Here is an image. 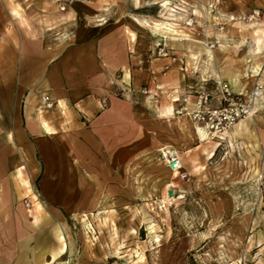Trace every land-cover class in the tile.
Returning <instances> with one entry per match:
<instances>
[{"label":"rangeland","instance_id":"rangeland-1","mask_svg":"<svg viewBox=\"0 0 264 264\" xmlns=\"http://www.w3.org/2000/svg\"><path fill=\"white\" fill-rule=\"evenodd\" d=\"M159 1L147 0L156 17L139 24L159 39L157 55L183 67L162 84L180 83L182 72L190 74L193 86L202 77H231L239 67L240 47L256 44L257 62L264 59L261 11L222 18L227 11L214 3L206 8L195 0L197 10L177 5L174 11L171 2L165 7ZM22 4L18 0L12 9L20 22L14 25L18 35L17 27L29 21ZM155 19L176 22L192 37L150 32L146 23ZM32 21L27 27L34 34L52 28L50 20ZM160 48L169 55H160ZM171 51L181 58L172 61ZM155 84L151 77L140 88L113 84L104 95L115 97L130 114L112 149L86 146L79 153L68 145L63 156L49 153L52 161L43 169L18 172L23 189L20 198L16 189L13 193L12 228L0 229V264H264V89L253 115L221 134L206 129L208 137L201 139L187 114L194 107L177 111L173 99L178 94ZM195 98L190 97V105ZM172 148L179 151L185 176L167 167L164 153ZM28 193L31 210L23 202ZM56 209L59 216L50 229H19L22 210L26 219L40 224L44 213L50 217ZM36 231H45L44 237L50 233L55 249L49 252L46 241H41L44 250L33 249L35 239L28 245L24 235Z\"/></svg>","mask_w":264,"mask_h":264},{"label":"crops","instance_id":"crops-1","mask_svg":"<svg viewBox=\"0 0 264 264\" xmlns=\"http://www.w3.org/2000/svg\"><path fill=\"white\" fill-rule=\"evenodd\" d=\"M17 1L0 0V229L12 228L16 201L13 193L16 189L20 198L23 189L20 170L43 169V163L52 161L49 153L60 151L63 156L68 145V150L79 153L86 146L112 149L114 140L123 135L130 118L128 108L113 96L107 99L106 107L100 103L104 95L110 94L113 84L140 88L151 77L157 88L178 94L180 98L173 99V104L180 112L193 108L198 93L204 91L214 95L213 104H219L220 82H228L235 94L244 97L257 83H264V59L257 62L253 44L240 47L239 67L231 77H202L201 83L193 86L190 74L186 77L182 72L180 83L162 84H166L167 74L172 78L183 67L157 55L155 41L159 39L139 24L156 17L147 0H75L64 12L59 11L54 0H19L25 6L26 15L22 16L29 20L25 28L17 27L19 35L14 25L20 26V22L12 14ZM168 1L197 10L195 0ZM198 1L203 7L214 3L216 9L227 11L221 13L222 18L230 12L241 17L261 11L264 24V0ZM136 2L140 5H134ZM32 18L43 24L50 20L52 28L45 32L38 29L34 34L27 27L33 25ZM185 54L187 60L190 55ZM258 64L263 67L259 74ZM44 94L60 100L61 106L44 109ZM191 96L196 97L193 105ZM70 138L72 142L68 143ZM56 210L50 217L44 213L40 224L26 219L22 210L25 219L20 221L19 229H50L53 217L59 216ZM41 233L25 234L28 245L35 239L33 249L42 251L41 241H46L47 250H54L55 245L48 239L50 233L46 237L45 231Z\"/></svg>","mask_w":264,"mask_h":264},{"label":"built area","instance_id":"built-area-1","mask_svg":"<svg viewBox=\"0 0 264 264\" xmlns=\"http://www.w3.org/2000/svg\"><path fill=\"white\" fill-rule=\"evenodd\" d=\"M58 6L60 12L67 11L75 0H54ZM168 0H160L159 4L163 6V3ZM172 5V4H171ZM180 4H175V7ZM193 21V18H190ZM188 24L192 22L187 21ZM159 54L162 56H168L169 51L165 48H160ZM172 61H176L177 57L172 55ZM220 89L217 94L219 104H213L215 98L213 94L209 92L198 93L197 100L195 101L194 108L191 110L192 119L203 125L212 134H221L238 122L255 113L257 98L262 95L264 85L257 83L254 89L246 96L235 94L228 82H220ZM44 109L50 110L55 106H61L60 100L54 99L51 95L46 94L43 97ZM102 107L107 106V98L103 97L100 101ZM166 158L167 167L174 173H180L185 176L186 173L182 172L183 164L179 151L176 149H168L164 153ZM25 207L31 210L34 206L33 196L28 193L23 198Z\"/></svg>","mask_w":264,"mask_h":264},{"label":"bare ground","instance_id":"bare-ground-1","mask_svg":"<svg viewBox=\"0 0 264 264\" xmlns=\"http://www.w3.org/2000/svg\"><path fill=\"white\" fill-rule=\"evenodd\" d=\"M167 4H170L169 1L164 2L163 5H165V7H166ZM146 26L150 30V32L152 31L155 34L160 35V36H162L164 38L182 37V38H185V39H190L192 37L190 33H188L185 30L179 28L177 23L171 22V21H167L165 19L152 20L151 22H147ZM262 68L263 67L261 66L260 71L262 70ZM187 114L192 119L191 113L188 112ZM195 130H197V132H199L201 139H206L208 137L207 130L204 127H200L198 124H196V122H195ZM62 251H64V249H62Z\"/></svg>","mask_w":264,"mask_h":264},{"label":"water","instance_id":"water-1","mask_svg":"<svg viewBox=\"0 0 264 264\" xmlns=\"http://www.w3.org/2000/svg\"><path fill=\"white\" fill-rule=\"evenodd\" d=\"M170 194H173V191H170Z\"/></svg>","mask_w":264,"mask_h":264}]
</instances>
